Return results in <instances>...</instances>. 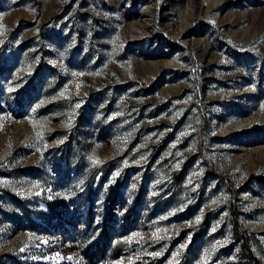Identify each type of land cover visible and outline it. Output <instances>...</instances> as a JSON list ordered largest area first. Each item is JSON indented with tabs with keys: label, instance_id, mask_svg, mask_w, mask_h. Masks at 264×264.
Segmentation results:
<instances>
[{
	"label": "rangeland",
	"instance_id": "rangeland-1",
	"mask_svg": "<svg viewBox=\"0 0 264 264\" xmlns=\"http://www.w3.org/2000/svg\"><path fill=\"white\" fill-rule=\"evenodd\" d=\"M264 264V0H0V264Z\"/></svg>",
	"mask_w": 264,
	"mask_h": 264
},
{
	"label": "trees",
	"instance_id": "trees-1",
	"mask_svg": "<svg viewBox=\"0 0 264 264\" xmlns=\"http://www.w3.org/2000/svg\"><path fill=\"white\" fill-rule=\"evenodd\" d=\"M256 264H259L258 261L256 262Z\"/></svg>",
	"mask_w": 264,
	"mask_h": 264
}]
</instances>
